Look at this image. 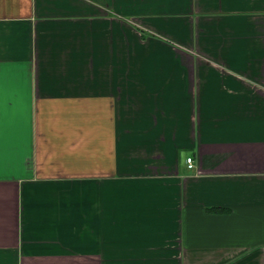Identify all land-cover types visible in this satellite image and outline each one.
Returning a JSON list of instances; mask_svg holds the SVG:
<instances>
[{
	"label": "crops",
	"instance_id": "0c3cea01",
	"mask_svg": "<svg viewBox=\"0 0 264 264\" xmlns=\"http://www.w3.org/2000/svg\"><path fill=\"white\" fill-rule=\"evenodd\" d=\"M0 264H264V0H0Z\"/></svg>",
	"mask_w": 264,
	"mask_h": 264
},
{
	"label": "built area",
	"instance_id": "2783aa9c",
	"mask_svg": "<svg viewBox=\"0 0 264 264\" xmlns=\"http://www.w3.org/2000/svg\"><path fill=\"white\" fill-rule=\"evenodd\" d=\"M186 162L189 167H193L194 164L191 156L186 158Z\"/></svg>",
	"mask_w": 264,
	"mask_h": 264
}]
</instances>
